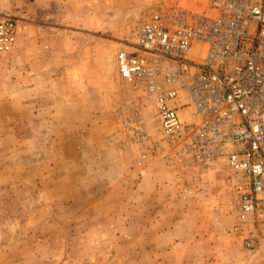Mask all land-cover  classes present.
Wrapping results in <instances>:
<instances>
[{"label":"rangeland","instance_id":"1","mask_svg":"<svg viewBox=\"0 0 264 264\" xmlns=\"http://www.w3.org/2000/svg\"><path fill=\"white\" fill-rule=\"evenodd\" d=\"M171 1L0 0L19 21L0 56V264H264V227L255 251L233 228L240 190L221 162L178 186L119 130L117 110L143 105L159 139L115 55Z\"/></svg>","mask_w":264,"mask_h":264},{"label":"built area","instance_id":"2","mask_svg":"<svg viewBox=\"0 0 264 264\" xmlns=\"http://www.w3.org/2000/svg\"><path fill=\"white\" fill-rule=\"evenodd\" d=\"M19 21L0 15V56L12 52ZM115 63L119 78L154 110L150 138L142 106L116 112L125 146L159 157L180 186L221 162L240 190L233 228L255 251L264 227V0H209L197 12L178 0L141 16Z\"/></svg>","mask_w":264,"mask_h":264}]
</instances>
